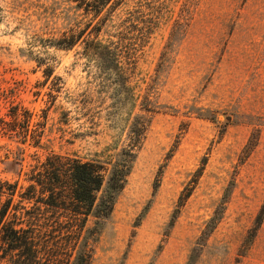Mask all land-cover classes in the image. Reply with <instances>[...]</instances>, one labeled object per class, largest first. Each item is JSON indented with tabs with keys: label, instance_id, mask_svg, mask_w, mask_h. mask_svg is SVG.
Wrapping results in <instances>:
<instances>
[{
	"label": "rangeland",
	"instance_id": "rangeland-1",
	"mask_svg": "<svg viewBox=\"0 0 264 264\" xmlns=\"http://www.w3.org/2000/svg\"><path fill=\"white\" fill-rule=\"evenodd\" d=\"M85 1L0 0V113L44 124L38 144L0 133V180L24 190L52 152L109 163L141 123L90 264H264V0ZM41 211L17 221L66 264L76 239Z\"/></svg>",
	"mask_w": 264,
	"mask_h": 264
},
{
	"label": "trees",
	"instance_id": "trees-1",
	"mask_svg": "<svg viewBox=\"0 0 264 264\" xmlns=\"http://www.w3.org/2000/svg\"><path fill=\"white\" fill-rule=\"evenodd\" d=\"M92 1V5L99 7L110 0ZM84 2L89 5V1ZM74 41V37H64L56 40L55 44L70 46ZM1 100L8 101L5 89H0ZM31 120L32 112L28 108L20 102L10 101L6 111L0 113V133L14 134L23 139L30 135L33 142L38 144L44 124L36 122L34 125L38 126L32 128ZM144 130L143 124L133 123V141L123 147L109 163L52 152L31 169L29 184L24 190H17V182L0 180V260L6 259L12 264H53L54 258H49V255L44 257L36 242L40 233L39 224L27 220L23 226V219L19 218L17 221L16 212L24 209L26 214L33 217L42 212V209H54L59 215L65 216V221L54 219L49 224L50 221L46 220L42 222V226H51L53 232L54 226L59 227V230L65 228L66 235L76 239V251L72 260H68L66 264H90L94 250L90 240L95 241L101 227L111 217L117 195L124 187ZM16 194L20 198L14 203ZM189 194V189L183 190L179 196L180 204ZM23 201L32 203L29 209L22 204ZM222 207L223 204L217 207L209 220L210 224L217 221ZM90 219L94 223L91 227L88 226Z\"/></svg>",
	"mask_w": 264,
	"mask_h": 264
}]
</instances>
